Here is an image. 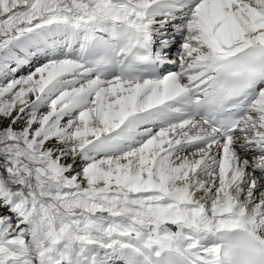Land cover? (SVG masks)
Returning <instances> with one entry per match:
<instances>
[{"label":"snow or ice","instance_id":"6c2138e0","mask_svg":"<svg viewBox=\"0 0 264 264\" xmlns=\"http://www.w3.org/2000/svg\"><path fill=\"white\" fill-rule=\"evenodd\" d=\"M0 264H264V0H0Z\"/></svg>","mask_w":264,"mask_h":264},{"label":"bare ground","instance_id":"6f19581e","mask_svg":"<svg viewBox=\"0 0 264 264\" xmlns=\"http://www.w3.org/2000/svg\"><path fill=\"white\" fill-rule=\"evenodd\" d=\"M25 71H27V70L25 69Z\"/></svg>","mask_w":264,"mask_h":264}]
</instances>
